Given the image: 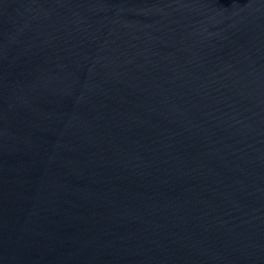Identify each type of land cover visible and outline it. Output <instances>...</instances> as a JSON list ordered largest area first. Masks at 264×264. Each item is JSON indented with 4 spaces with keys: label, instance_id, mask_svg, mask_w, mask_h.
<instances>
[{
    "label": "water",
    "instance_id": "95a60500",
    "mask_svg": "<svg viewBox=\"0 0 264 264\" xmlns=\"http://www.w3.org/2000/svg\"><path fill=\"white\" fill-rule=\"evenodd\" d=\"M0 264H264V0H0Z\"/></svg>",
    "mask_w": 264,
    "mask_h": 264
}]
</instances>
